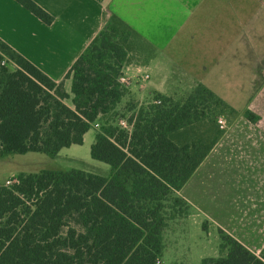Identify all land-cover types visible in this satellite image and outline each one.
Listing matches in <instances>:
<instances>
[{
    "label": "trees",
    "instance_id": "obj_1",
    "mask_svg": "<svg viewBox=\"0 0 264 264\" xmlns=\"http://www.w3.org/2000/svg\"><path fill=\"white\" fill-rule=\"evenodd\" d=\"M16 1L53 23L34 1ZM139 39L144 42L112 17L60 82L0 39V62L5 55L18 66L0 70V160L27 153L54 157L83 145L96 122L116 115L91 146V157L110 166L109 176L43 171L0 184V264H159L167 230L190 216L191 205L179 193L224 135L218 119L230 118V124L238 112L202 84L182 101L153 93L143 105L124 103L130 92L121 78ZM150 50L148 58L155 53ZM244 116L259 120L251 111ZM201 123L213 127L210 142L174 139ZM219 231L221 255L201 264H264V250L256 255Z\"/></svg>",
    "mask_w": 264,
    "mask_h": 264
},
{
    "label": "crops",
    "instance_id": "obj_2",
    "mask_svg": "<svg viewBox=\"0 0 264 264\" xmlns=\"http://www.w3.org/2000/svg\"><path fill=\"white\" fill-rule=\"evenodd\" d=\"M32 1L53 17V23L47 25L16 0H0V39L55 82L64 80L111 18L117 17L155 51L142 63L129 61L125 67L123 78L132 96L172 97L202 84L229 105L228 98L245 99L241 109L231 105L238 116L179 194L207 218L212 204L221 206L225 222L209 217L212 222L261 254L264 0ZM71 88V80H66L69 94ZM247 111L257 115L258 122L248 121ZM226 178L238 179L234 181L240 182L241 190L233 192L224 182L217 185Z\"/></svg>",
    "mask_w": 264,
    "mask_h": 264
},
{
    "label": "rangeland",
    "instance_id": "obj_3",
    "mask_svg": "<svg viewBox=\"0 0 264 264\" xmlns=\"http://www.w3.org/2000/svg\"><path fill=\"white\" fill-rule=\"evenodd\" d=\"M134 43L135 45L133 47H136L137 44L138 46L130 55L129 61H132V64L136 65L138 62L142 63L144 59L150 55L151 50L149 47L147 48V45H145L140 39L136 42L134 41ZM2 67H7L11 72L18 69L16 66L14 68V62L5 55H3V61L0 62V70ZM121 82L129 88L130 96L127 97L126 101L131 100L137 102L139 105H143L153 98V94H150L148 97L136 98L131 95V86L123 77L121 78ZM144 82L145 81H143V83ZM140 84L138 83V86ZM139 89L140 87H138V90ZM188 93L189 92H177L172 97H176V100L182 101L185 100V96L188 95ZM226 100L229 101L231 105L241 109L245 99L228 98ZM66 103L69 106H72L71 100H67ZM117 113L122 114L121 111ZM115 118V114L101 118L93 125L92 130L88 132L89 134H86L87 136H85L86 139L84 140L83 145H73L70 148H65L54 157L40 153H27L24 155H10L1 159L0 184H6L8 181L14 183V177L21 173L34 174L43 171L67 172L71 170H81L102 176H109L111 173L110 166L94 160L91 157V146L95 141L96 132L97 134L100 133L103 125ZM234 119H231L230 124ZM221 120L223 121L221 127L223 126L226 130L230 125V118L226 119L225 117H220L218 122ZM119 121L121 123L126 120L118 118V123ZM213 137L214 132L212 125L201 123L184 129L178 135H175L174 139L180 144H184L199 138H203L204 141L210 142ZM234 180L238 179L226 178L218 180L217 185L224 182L233 192L241 190L240 182ZM194 209L191 208V215H194L193 217L177 221L167 230L165 234V251L160 260V264H201L202 260L205 258H217L221 255L222 252L220 246L222 239L219 231L221 228L218 225H215L209 217H213L220 222H225L226 212L221 209V206L212 204V209L206 211L208 219L204 213H197Z\"/></svg>",
    "mask_w": 264,
    "mask_h": 264
},
{
    "label": "built area",
    "instance_id": "obj_4",
    "mask_svg": "<svg viewBox=\"0 0 264 264\" xmlns=\"http://www.w3.org/2000/svg\"><path fill=\"white\" fill-rule=\"evenodd\" d=\"M3 65H4V64H3ZM221 123H223L222 120L219 122V124L221 125ZM120 124H121V126H123V127H125V128H128V125H127V122H126V121H122ZM222 127H223V126H222ZM10 184H11L10 181H8V182L6 183V185H10ZM159 264H160V261H159Z\"/></svg>",
    "mask_w": 264,
    "mask_h": 264
}]
</instances>
